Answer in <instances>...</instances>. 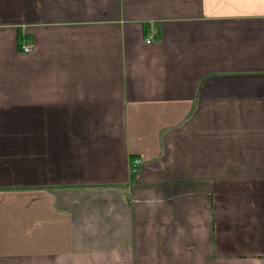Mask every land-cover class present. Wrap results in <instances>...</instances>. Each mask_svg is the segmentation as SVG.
<instances>
[{
    "label": "crops",
    "instance_id": "obj_1",
    "mask_svg": "<svg viewBox=\"0 0 264 264\" xmlns=\"http://www.w3.org/2000/svg\"><path fill=\"white\" fill-rule=\"evenodd\" d=\"M0 264H264V0H0Z\"/></svg>",
    "mask_w": 264,
    "mask_h": 264
},
{
    "label": "built area",
    "instance_id": "obj_2",
    "mask_svg": "<svg viewBox=\"0 0 264 264\" xmlns=\"http://www.w3.org/2000/svg\"><path fill=\"white\" fill-rule=\"evenodd\" d=\"M149 42H150V37H148L146 39V43H149ZM21 51L23 53H28L30 50H29V48L27 46H22L21 47ZM140 163H141V160L139 158H134L132 160V162H131V169H132V171H135V167L138 166V164H140Z\"/></svg>",
    "mask_w": 264,
    "mask_h": 264
}]
</instances>
